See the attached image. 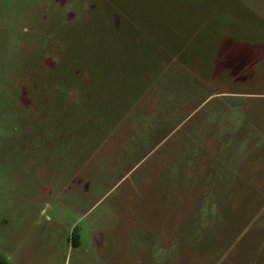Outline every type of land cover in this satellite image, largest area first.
Instances as JSON below:
<instances>
[{
  "label": "rangeland",
  "instance_id": "1",
  "mask_svg": "<svg viewBox=\"0 0 264 264\" xmlns=\"http://www.w3.org/2000/svg\"><path fill=\"white\" fill-rule=\"evenodd\" d=\"M198 16L264 0H0V264H264V72Z\"/></svg>",
  "mask_w": 264,
  "mask_h": 264
},
{
  "label": "crops",
  "instance_id": "2",
  "mask_svg": "<svg viewBox=\"0 0 264 264\" xmlns=\"http://www.w3.org/2000/svg\"><path fill=\"white\" fill-rule=\"evenodd\" d=\"M216 16H198L196 17L195 29H201L203 32L194 33L195 36H184V39L177 41L176 37H167V40H171L172 43H164L165 47H177L172 50L173 52H186L191 58L190 62L193 63L198 61V69H212L219 68L218 62L220 61L221 54H234V57L229 60V64L222 65L224 69H260L262 74L264 72V16H241L240 21L251 24L249 28L252 32V36L246 37V41L237 40L236 38L230 37L231 50L222 49V41L216 33L215 27ZM228 24L232 26L231 22L227 20ZM225 23V21H224ZM190 21L187 24L189 28ZM184 25V24H182ZM226 26V25H225ZM238 36V35H237ZM192 40L190 41V39ZM196 39V44L195 43ZM166 50V48H162ZM204 54H210L207 58ZM241 54V56H238ZM238 56V57H237ZM202 58V59H201ZM219 58V60H218ZM167 59V58H165ZM215 63V64H214ZM181 65L179 64V67Z\"/></svg>",
  "mask_w": 264,
  "mask_h": 264
},
{
  "label": "trees",
  "instance_id": "3",
  "mask_svg": "<svg viewBox=\"0 0 264 264\" xmlns=\"http://www.w3.org/2000/svg\"><path fill=\"white\" fill-rule=\"evenodd\" d=\"M77 239H78V234L76 232H74L72 234V237H71L72 244H76L77 243Z\"/></svg>",
  "mask_w": 264,
  "mask_h": 264
}]
</instances>
